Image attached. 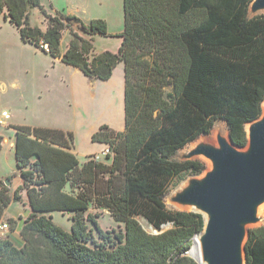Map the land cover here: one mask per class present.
<instances>
[{"label":"trees","instance_id":"trees-1","mask_svg":"<svg viewBox=\"0 0 264 264\" xmlns=\"http://www.w3.org/2000/svg\"><path fill=\"white\" fill-rule=\"evenodd\" d=\"M250 2L123 0L117 50L94 54L105 20L50 13L41 0H0L23 42L89 78L108 79L119 62L124 69V127L102 124L91 136L109 147L110 162L79 161L70 131L10 124L22 183L10 194L0 179V221L22 189L30 212L19 246L0 236V264H199L187 251L203 230L202 214L168 208L165 198L176 179L205 164L173 156L218 119L236 146L247 145L245 125L260 117L264 100V13L248 16ZM28 8L39 9L45 28L31 25ZM90 205L123 229H102L97 212L83 214ZM55 210L73 212L69 230L54 222ZM244 249L246 264H264V223L248 229Z\"/></svg>","mask_w":264,"mask_h":264},{"label":"rangeland","instance_id":"rangeland-1","mask_svg":"<svg viewBox=\"0 0 264 264\" xmlns=\"http://www.w3.org/2000/svg\"><path fill=\"white\" fill-rule=\"evenodd\" d=\"M41 2L50 13L59 11L63 14H74L85 22H89L94 18L105 20L107 34H95L93 36L94 54L104 50L113 52L117 50L121 41V37L117 34L124 27L123 0H41ZM28 10L31 25H37L42 29L45 28L46 21L39 9L28 8ZM69 37V31L67 29L64 30L61 38L62 51L65 49ZM48 55H45L35 46L23 42L16 26L9 21L4 12L0 13V134L3 136L0 144V179L3 182L9 179V184H4L10 194H13L14 189L22 183L19 169L16 166L14 132L13 128H10V124H53L67 121L68 93H65L61 83L66 67L57 63L52 67L53 63L50 62L52 59ZM53 61L56 60L53 58ZM118 65L122 66L120 67V75L122 74L123 63L119 62ZM4 110L9 114L10 118L3 116ZM217 133L227 134L225 121L216 120L208 135L199 136L193 140V143L191 141V144H186L177 151L173 158L180 160V155L200 140L208 139L215 142L214 136H217ZM82 134L83 130L80 128L77 139L75 141L73 139V146L78 150H76V156L79 161L85 159L84 151L88 149V140L80 137ZM214 144H217V141ZM72 151L74 152V149ZM97 154L100 155L98 160L111 161L110 159H105L100 152L88 154L86 157L90 155L96 159ZM193 159H198L205 164V169L201 175L211 167L209 160L204 156H196ZM191 175L193 174L189 172L184 173L181 178L176 179L170 186L165 199L168 208L191 210L189 207H180L169 200L170 195L179 189ZM19 195V199L12 200L8 204L1 219L9 224V228L1 237L11 239L17 246L22 242L19 236L20 226L30 212L26 191L24 189L20 190ZM88 212H97L96 219L104 230L114 229L117 231L124 227L123 223L115 221L106 209H97L90 205L83 214L86 215ZM50 215L53 217L54 222L67 230L70 229L73 212L55 210L50 212ZM261 215L263 219L257 224L251 225L252 227L264 223V211ZM137 219L147 231L154 232L144 218L138 216ZM86 222L93 230L94 236L97 237V231L94 229L93 224L90 221ZM193 244L187 251V254L191 257L193 255L190 250Z\"/></svg>","mask_w":264,"mask_h":264},{"label":"water","instance_id":"water-1","mask_svg":"<svg viewBox=\"0 0 264 264\" xmlns=\"http://www.w3.org/2000/svg\"><path fill=\"white\" fill-rule=\"evenodd\" d=\"M260 13L264 0H251L248 16ZM245 129V147L232 142L227 128L226 135L217 133V144L200 140L180 155V160L204 156L211 165L202 175L205 168L189 176L169 197L172 203L202 214L203 230L197 236L204 264H246L248 229L263 219L259 208L264 205V100L262 114Z\"/></svg>","mask_w":264,"mask_h":264},{"label":"crops","instance_id":"crops-1","mask_svg":"<svg viewBox=\"0 0 264 264\" xmlns=\"http://www.w3.org/2000/svg\"><path fill=\"white\" fill-rule=\"evenodd\" d=\"M51 59L52 67L56 63L66 67L61 83L65 93H68L67 121L28 125L70 131L74 134V141L77 139L78 130L82 128L83 134L80 137L88 140L84 157L101 152L107 145L92 141V134L102 124L116 131L124 127V69L122 68V74L119 75L122 66L117 65L108 79L101 80L85 76L79 68L61 62L60 58H54L56 61H53L52 57ZM73 149L77 154V149Z\"/></svg>","mask_w":264,"mask_h":264},{"label":"bare ground","instance_id":"bare-ground-1","mask_svg":"<svg viewBox=\"0 0 264 264\" xmlns=\"http://www.w3.org/2000/svg\"><path fill=\"white\" fill-rule=\"evenodd\" d=\"M226 135V134H225ZM215 137V142H216V135L214 136ZM207 139V138H206ZM208 140V139H207ZM210 141V140H208ZM212 142V141H210ZM215 142H212V143H215ZM264 211V205H262L260 208H259V215H261V213ZM193 247L191 248L190 250V253L193 255V257L197 260H199L202 264L203 261H202V257H201V248H200V242H199V239L198 237H196L194 239V242H193Z\"/></svg>","mask_w":264,"mask_h":264},{"label":"built area","instance_id":"built-area-1","mask_svg":"<svg viewBox=\"0 0 264 264\" xmlns=\"http://www.w3.org/2000/svg\"><path fill=\"white\" fill-rule=\"evenodd\" d=\"M3 116L4 117H6V118H8L9 117V114L6 112V111H4V113H3ZM110 152V150H109V147H105L101 152H100V154L101 155H103V156H105L107 153H109ZM99 156L100 155H96V159H99ZM9 228V224H8V222H6V221H0V236L7 230ZM153 231L154 232H156V230H154L153 229Z\"/></svg>","mask_w":264,"mask_h":264}]
</instances>
